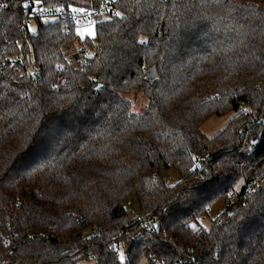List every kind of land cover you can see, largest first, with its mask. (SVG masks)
Instances as JSON below:
<instances>
[{
	"label": "trees",
	"instance_id": "trees-1",
	"mask_svg": "<svg viewBox=\"0 0 264 264\" xmlns=\"http://www.w3.org/2000/svg\"><path fill=\"white\" fill-rule=\"evenodd\" d=\"M26 3L0 0V264H264V0H118L94 38Z\"/></svg>",
	"mask_w": 264,
	"mask_h": 264
},
{
	"label": "rangeland",
	"instance_id": "rangeland-1",
	"mask_svg": "<svg viewBox=\"0 0 264 264\" xmlns=\"http://www.w3.org/2000/svg\"><path fill=\"white\" fill-rule=\"evenodd\" d=\"M77 3H80L82 5L86 4V2H84L82 0H78ZM56 20L57 19L54 17H44L43 18V21L45 23H52V22H55ZM36 27H37V22L35 20H32V22L30 24L31 31L35 32ZM91 30H93V27ZM74 49H75V47L72 48L73 51H74ZM123 97L132 102L133 106L131 108V112L135 113V114L143 113L149 104L148 98L141 92L135 91L131 94L123 95ZM243 110H250V108H249V106H246L243 108ZM238 114H239V112H237V111H231V112H228V113L221 115V116L213 115V116L209 117L201 125L200 129H201L203 134H205L209 138H212V137L216 136L218 133H220L228 125V123L230 121H232ZM164 178L168 184L174 185V184L178 183V181L181 178V175L178 171L170 169L164 173ZM244 183H245V181L241 180L239 182V184L237 185L236 190L239 191L243 187ZM227 205H228V201H226V200H223V201L219 202L218 204H216L210 210L209 215L205 216L204 219L200 222V224L204 228H209L212 221L215 220L217 218V216L220 215L226 209ZM132 210L134 212L133 217L134 218L137 217L136 214L139 212L138 211L139 210L138 205L136 204ZM193 228L195 229L196 225ZM120 252L125 253V250L121 249ZM78 264H96V261L95 260H81L78 262ZM139 264H150V263L148 262L147 259H143Z\"/></svg>",
	"mask_w": 264,
	"mask_h": 264
},
{
	"label": "built area",
	"instance_id": "built-area-1",
	"mask_svg": "<svg viewBox=\"0 0 264 264\" xmlns=\"http://www.w3.org/2000/svg\"><path fill=\"white\" fill-rule=\"evenodd\" d=\"M117 1L118 0H100L99 4L96 6H79L67 10L45 7L42 5L41 1L37 3L36 0H27L28 7H26L27 14L24 26L30 28L32 20H35L37 17H42V19L44 17H54L58 20L68 17V19L76 24L79 29L87 26H95L101 20L109 19L118 12L116 7ZM74 9H77V11H74ZM79 9H83L84 11H79ZM78 51L84 53V56L91 54L90 49H84L82 47L78 48ZM24 59L25 55L19 54L15 55V57L8 58V62L20 65L24 62ZM28 68L34 71L32 66L27 67V69ZM133 203L134 201L128 202L129 205H132ZM203 219V217L199 218L200 221ZM2 264H4V262H2Z\"/></svg>",
	"mask_w": 264,
	"mask_h": 264
},
{
	"label": "snow or ice",
	"instance_id": "snow-or-ice-1",
	"mask_svg": "<svg viewBox=\"0 0 264 264\" xmlns=\"http://www.w3.org/2000/svg\"><path fill=\"white\" fill-rule=\"evenodd\" d=\"M36 2L39 3V0H36ZM24 6L28 7V4L26 3ZM74 11H77V9H74ZM79 11H84V10L83 9H79ZM116 15L117 16H121L122 14L120 12H117ZM88 35L94 38L95 37V31L94 30L89 31ZM140 43L143 44V43H146V41L141 40ZM252 143L254 144L255 140H253ZM194 159H195V157H194ZM204 178L211 179V174L210 173H205ZM193 227H195V225H193ZM117 251H119V250H117ZM118 258H119L121 264H124V262L127 259V257H126L124 252H119V257Z\"/></svg>",
	"mask_w": 264,
	"mask_h": 264
},
{
	"label": "water",
	"instance_id": "water-1",
	"mask_svg": "<svg viewBox=\"0 0 264 264\" xmlns=\"http://www.w3.org/2000/svg\"><path fill=\"white\" fill-rule=\"evenodd\" d=\"M158 75L159 73H158L157 65H153L147 70L146 77L148 80L153 81L158 78Z\"/></svg>",
	"mask_w": 264,
	"mask_h": 264
},
{
	"label": "crops",
	"instance_id": "crops-1",
	"mask_svg": "<svg viewBox=\"0 0 264 264\" xmlns=\"http://www.w3.org/2000/svg\"><path fill=\"white\" fill-rule=\"evenodd\" d=\"M92 27L94 30L95 26H87V27L80 28L79 29L80 36H82V37L89 36L88 33H89V31H91Z\"/></svg>",
	"mask_w": 264,
	"mask_h": 264
}]
</instances>
